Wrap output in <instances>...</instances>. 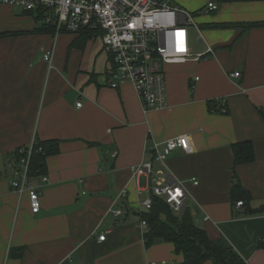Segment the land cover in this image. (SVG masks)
Here are the masks:
<instances>
[{
    "label": "crops",
    "instance_id": "0c3cea01",
    "mask_svg": "<svg viewBox=\"0 0 264 264\" xmlns=\"http://www.w3.org/2000/svg\"><path fill=\"white\" fill-rule=\"evenodd\" d=\"M172 1L194 10L215 2ZM217 6L204 13L200 47L192 51L189 40L191 54L205 59L163 66L161 111L145 113L130 83L109 87L111 60L98 38L82 49L71 46L70 34L0 39V264L181 263L171 243L144 245L139 214L157 172L183 183L184 207L209 238L225 239L246 264H264V212L246 210L264 205V26L243 28L264 22V2ZM35 16L0 4V33L32 32L41 25ZM178 136H185L184 147L154 161L152 142ZM34 139L59 142L45 161L46 182L34 179L41 193L35 214L27 194L11 189L7 166ZM244 141L255 161L232 169L231 145ZM144 162H153V173L136 186L131 168ZM236 180L251 196L240 208L230 193ZM124 189L122 215L115 216Z\"/></svg>",
    "mask_w": 264,
    "mask_h": 264
},
{
    "label": "built area",
    "instance_id": "2783aa9c",
    "mask_svg": "<svg viewBox=\"0 0 264 264\" xmlns=\"http://www.w3.org/2000/svg\"><path fill=\"white\" fill-rule=\"evenodd\" d=\"M0 4L19 7L34 14L41 12L44 25L54 27V37L63 32L77 34L82 30L99 34L97 38L111 60L107 70L109 87L116 89L130 83L145 113L167 107L164 65L205 59V53L192 55L189 49L188 28L193 26V18L171 0H0ZM217 9L215 2H208L204 13L209 14ZM195 28L199 31L197 26ZM211 52L208 48L207 53ZM51 57L52 50L43 55L45 61ZM231 76L237 78L239 73ZM80 105L76 104L77 107ZM220 109L223 111V108ZM34 144L35 140H32L27 149L20 148L18 153L23 156L9 160L7 166L11 172V189L18 195L27 194L30 210L35 214L40 210L41 193L34 179L46 182L47 178L44 175L30 176L29 163ZM184 145L185 136H178L153 141L148 150L153 154L154 161L164 163L173 151ZM152 173L153 162L131 168V178L136 186L141 176ZM156 175L150 180L154 183L152 195L162 198L175 213L181 212L189 195L183 183L171 179L167 181L162 172ZM190 181L193 185L198 184L196 178ZM126 195L127 191L121 190L115 204L120 203ZM118 205L111 212L115 216L122 215ZM151 206V197L141 203L143 212L150 210ZM235 206L240 208L244 203L238 201ZM139 224L146 231L145 221L140 220ZM104 239V235H98L97 240Z\"/></svg>",
    "mask_w": 264,
    "mask_h": 264
},
{
    "label": "trees",
    "instance_id": "16d2710c",
    "mask_svg": "<svg viewBox=\"0 0 264 264\" xmlns=\"http://www.w3.org/2000/svg\"><path fill=\"white\" fill-rule=\"evenodd\" d=\"M214 1L218 5L264 2V0ZM26 13L33 14L34 12ZM34 18L35 21L37 23L40 22L41 25L35 27L32 32L5 31L0 33V39L26 33H38L54 36V27L52 25L49 27L44 25L43 14L41 12L36 13ZM244 26V29L249 30L264 26V22L247 23ZM62 34H70L75 36L71 46L77 47L78 44H81L79 46L81 49L87 40L97 38L99 35L89 30H82L77 34L66 32H63ZM260 114L264 121V109L260 110ZM19 149L20 148L16 149L10 155L9 160L15 158L18 159L23 156L22 154L20 155L18 153ZM231 149L233 153L232 169L239 165L250 164L255 161V153L251 142L244 141L234 143L231 145ZM58 152L59 142L57 140H35L29 163L30 176L38 177L44 175L46 168L45 161L47 157L55 155ZM230 193L234 201L240 200L244 203V205L251 199L250 194L239 185L237 180L232 185ZM150 197L152 199V206L150 210L145 212L142 211L139 214L140 220H143L146 223V231L143 234L144 245L146 248L157 243H171L174 248V253L182 255V261L179 264H204L205 262H211L212 264H246L225 239H211L207 236L205 230L197 227L194 224L193 218L188 209H185L183 212L175 213L162 198L152 195L151 192ZM258 247L264 250V241L259 242ZM18 251L19 254L17 255V258H19L22 254V250ZM12 256L16 257V254H12Z\"/></svg>",
    "mask_w": 264,
    "mask_h": 264
},
{
    "label": "rangeland",
    "instance_id": "374dc122",
    "mask_svg": "<svg viewBox=\"0 0 264 264\" xmlns=\"http://www.w3.org/2000/svg\"><path fill=\"white\" fill-rule=\"evenodd\" d=\"M178 7L193 18V26L188 28V37H189V40H190V48H191V50L192 51L196 50V48L200 47V44L197 42V39L200 36V29H199V31H197L195 27L196 26L198 28H200V27L202 28L203 27L202 26L203 25L202 24V21H203L202 19H203L204 16H206L204 14V11H205L204 7H206V5L204 7H202V8L199 7L196 10L190 9V8H186L184 6H178ZM207 16H209V15H207ZM190 61H192V59H190Z\"/></svg>",
    "mask_w": 264,
    "mask_h": 264
},
{
    "label": "water",
    "instance_id": "95a60500",
    "mask_svg": "<svg viewBox=\"0 0 264 264\" xmlns=\"http://www.w3.org/2000/svg\"><path fill=\"white\" fill-rule=\"evenodd\" d=\"M184 209H185V207H183V208L181 209V212H183ZM246 210H247V212H248L249 214H253V215L261 214V213L264 212V205L259 206V207H257V208H251L250 205H247V206H246Z\"/></svg>",
    "mask_w": 264,
    "mask_h": 264
}]
</instances>
